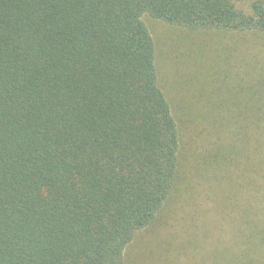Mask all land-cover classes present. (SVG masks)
I'll return each instance as SVG.
<instances>
[{"label": "trees", "instance_id": "trees-1", "mask_svg": "<svg viewBox=\"0 0 264 264\" xmlns=\"http://www.w3.org/2000/svg\"><path fill=\"white\" fill-rule=\"evenodd\" d=\"M246 1L0 0V264H125L191 175L221 182L231 165L236 240L216 264H264V72L233 76L249 103L200 90L214 112L187 105L190 158L142 21L264 35V0Z\"/></svg>", "mask_w": 264, "mask_h": 264}, {"label": "rangeland", "instance_id": "rangeland-1", "mask_svg": "<svg viewBox=\"0 0 264 264\" xmlns=\"http://www.w3.org/2000/svg\"><path fill=\"white\" fill-rule=\"evenodd\" d=\"M243 2L247 3L241 0L238 6ZM142 21L153 41L157 82L170 104L182 146L190 141L185 150L192 158L202 146L198 136L201 126L196 120L189 121L196 114L187 105H192L194 112L200 109L209 114L214 112L208 107L210 98L209 101L198 99L200 90L209 91L213 102L231 96L233 104L249 103L250 95H240V91L234 89L239 81L236 83L233 76L238 71L243 75L248 70L247 77L249 72H264V35L214 31L191 35L186 29L147 15ZM246 80L249 79L240 81ZM227 86L233 88L230 94L224 92L216 96L217 89L225 90ZM221 138L225 142L229 140L227 134H222ZM204 144L207 145L205 139ZM235 171L233 165L221 171L224 172L221 182L218 172H211L208 179L195 173L191 175L192 188L172 204L165 225L137 234L134 241L139 244L127 250L125 264H216L219 251L225 248V253L231 252L237 230L231 222L233 213L226 208V200L228 195H234ZM221 187L223 194L219 191Z\"/></svg>", "mask_w": 264, "mask_h": 264}]
</instances>
